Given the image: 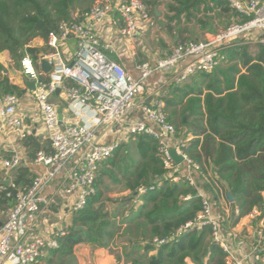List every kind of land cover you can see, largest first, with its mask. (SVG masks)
I'll use <instances>...</instances> for the list:
<instances>
[{"label":"trees","instance_id":"obj_1","mask_svg":"<svg viewBox=\"0 0 264 264\" xmlns=\"http://www.w3.org/2000/svg\"><path fill=\"white\" fill-rule=\"evenodd\" d=\"M95 1L0 0V52L9 51L17 66L26 53L37 57L48 47L26 48L27 44L45 41L59 23L71 21L74 13H83ZM145 2L154 16L162 1ZM165 8L170 32L182 23L194 22L202 32L215 34L238 19L228 0H169ZM187 30L179 28V34ZM221 54L212 71L198 72L184 83L171 82L159 99L176 127V138L184 142V153L199 165L194 174L197 185L214 204L226 199L231 206L230 223H225L223 212L218 215L224 226H234L264 200V44L258 43L252 50L250 43L237 39L224 46ZM3 70L0 62V94L21 96L22 87L10 82ZM23 145L31 161L44 148L35 134L25 138ZM180 168L185 165L165 167L154 136L129 135L102 163L95 193L74 213L73 224L66 235L58 237L59 247L43 257L44 264H79L75 246L81 243L116 247L120 250L115 254L116 264H224L226 253L214 241L210 225L184 228L196 220L203 204L198 188ZM15 173L19 185L32 182L28 167L21 166ZM174 175L181 178L175 181ZM107 179L128 194L111 198ZM107 199L118 202L119 207L129 201L138 205L117 221L116 211L106 208ZM155 239L166 241L157 243Z\"/></svg>","mask_w":264,"mask_h":264},{"label":"built area","instance_id":"obj_2","mask_svg":"<svg viewBox=\"0 0 264 264\" xmlns=\"http://www.w3.org/2000/svg\"><path fill=\"white\" fill-rule=\"evenodd\" d=\"M228 3L238 13L237 21L210 38L185 40L154 61L138 63V77L106 53L113 46L100 28L107 21L115 24L119 20L120 39L131 44L142 24L152 18L145 0H96L91 8L81 14L74 13L71 21L59 23L49 33L41 44L48 47L46 52L37 57L26 53L19 71L14 70L12 76L6 74L9 81L19 73L28 84L33 83L32 99L51 152L46 148L37 152L32 162L42 166V170L30 184L23 186L15 181L10 173L26 161L13 145L35 134V126L25 122L20 95L0 94V163L6 175L0 180V201L10 203L0 210V217L4 218L0 219V264L7 260H12L13 264H43L45 253L58 248V237L67 233L66 229H61L50 236L32 235V227L44 206L52 203V197L45 196L47 188L59 181L57 192L70 203L73 214L78 212L96 191L97 173L102 163L129 135L137 133L159 140L166 168L176 164L170 155L171 149L185 158L184 173L198 188L203 207L196 220L188 222L184 228L210 225L214 241L226 253L224 264H246L247 257L251 256L259 260L254 264H264V200L248 214L252 220H259V225L252 232L251 249L242 256L237 253L234 242L225 239L228 231L220 221L213 199L197 185L194 174L199 165L184 153V142L176 138V127L169 121L159 94L154 93L147 102L138 100L144 94L145 81L157 71L167 74L170 82L184 83L198 72L212 71L222 59L223 47L237 39L264 44V0H228ZM35 42L31 41L26 48L39 46ZM68 44H73L74 52L67 59ZM44 64L49 70L43 69ZM67 81L72 84L68 85ZM21 87L23 91L26 89ZM55 98L65 103L63 110L57 108ZM112 130L113 137L100 140ZM180 178L179 175L172 177L175 181ZM165 241L155 239L157 243Z\"/></svg>","mask_w":264,"mask_h":264},{"label":"crops","instance_id":"obj_3","mask_svg":"<svg viewBox=\"0 0 264 264\" xmlns=\"http://www.w3.org/2000/svg\"><path fill=\"white\" fill-rule=\"evenodd\" d=\"M162 1V0H160ZM163 1L159 4L158 8L155 9V15H152V18L150 21L142 24L138 31L137 37L132 40L131 44H126L123 42L122 39H120V27L121 22L118 20L117 23H112L110 21L105 22V24L100 28L102 32L105 35L106 41H109V43L112 44L113 49L106 50V53L116 60L117 62L121 63L125 69L130 72L133 76L138 77V72L136 70V66L138 63L143 61H154L156 58H158L162 53H164L167 50H161L158 49L157 52H154L149 45L148 37H151L152 30L154 27H151L154 24V20L156 18H161L163 16V10L161 8V5H163ZM165 7V4H164ZM166 9V8H165ZM156 11H158V15L156 14ZM77 13V12H76ZM117 19H119L118 16H116ZM204 33V32H203ZM205 36H203L204 39L210 38L212 36V33H204ZM165 39L167 42H169V46L173 45L171 44V38L165 36ZM175 44V43H174ZM176 45V44H175ZM174 45V46H175ZM67 52L65 53V57L68 59V55H70L72 52H74V46L73 44H68ZM172 47H169L168 50H170ZM30 83V82H29ZM68 85L72 84V81L66 82ZM169 76L161 71H157L153 73L144 83L145 85V91L142 96H139L138 100H143L145 102L150 101L151 98L154 96L153 94L158 93L159 95L161 92H163L168 85L170 84ZM31 86V90L33 87V83L29 84ZM25 87V86H24ZM30 90V94L25 89L23 91V94L21 95L22 101H23V107L22 112L25 114L26 119L25 122L28 125L35 126V135L39 138V141L43 144L44 148L51 149L50 142L46 139V132L44 127L42 126V122L40 118L37 115L36 108L34 106V101L32 99V92ZM26 92H28L26 94ZM55 104L59 110L64 109L65 103L55 98ZM116 129V128H115ZM114 136V130L112 132H106L102 137L101 141L108 140L111 137ZM6 143V138H4ZM126 142V141H125ZM19 152L23 155L25 158L26 164L23 165V167H28L30 171L33 174V177L42 170V166L35 164L32 162L27 155L26 148L23 145V141H17L13 145ZM1 167V163H0ZM2 169V167H1ZM181 172H185L184 168H180ZM16 171L10 173L11 176H15ZM6 177L5 171H3L0 180L2 178ZM59 181H57L54 185L47 188L45 192V196L52 197V203L49 206H44L43 211L41 212L36 224L32 227V235H35L37 233L45 234L46 236L53 235L56 231H59L61 229H68L73 224V213L71 212L69 208V202L61 193L57 192V184ZM204 183V179H200V184ZM264 195V193H263ZM73 199V197H72ZM231 201V200H230ZM10 205L8 202L7 204H0V210L7 208ZM230 215V214H229ZM228 215V217H229ZM1 220H3V215L0 217ZM259 225V220H252L248 214L241 217L238 223L234 226H225L228 235H225V239H229L232 243L234 242L235 248L237 249V253L244 256L245 253L248 254L249 250L252 246V232L253 230ZM84 243L78 244L75 246V254L77 255V248L78 246H81ZM99 251L97 252L96 256H93V258H96L95 263L98 264H111L114 261V264H116V260H113V255L110 253H105V248H99ZM48 252L45 253L44 256H46ZM43 256V257H44ZM78 259V257H77ZM79 259L81 261V257L79 256ZM257 260V259H256ZM255 258L253 256L247 257L246 264H254L256 262ZM43 264L45 263V260L43 259ZM259 262V260H257ZM123 264H126L122 262ZM1 264H13L12 260H7ZM79 264H83L80 263ZM194 264V263H191Z\"/></svg>","mask_w":264,"mask_h":264},{"label":"rangeland","instance_id":"obj_4","mask_svg":"<svg viewBox=\"0 0 264 264\" xmlns=\"http://www.w3.org/2000/svg\"><path fill=\"white\" fill-rule=\"evenodd\" d=\"M162 1L164 4L169 2V0H162ZM164 4L161 5L164 15L161 16V18H156L154 20L155 22L151 26V27H154L151 33V37L149 38V36H147L148 37L147 44L154 52H157L158 49H161L163 51L168 50L169 47H173L175 44H177L178 40L180 41L183 39L185 40H192V39L193 40H198V39L203 40L204 39L203 36H205V34L199 29L198 25L194 24V22L187 23V24L182 23L179 27L173 25L175 26L174 28L175 30H173V32H170L168 28L166 27L167 21L165 19V16L168 13L164 7ZM179 28H184V30L185 29H188V30L183 33L184 35H180ZM165 36L171 38V44L173 45L169 46V42L166 41ZM42 41L43 40L41 39H36L35 44L39 43L38 45L41 46ZM250 44H251V49L254 50L256 48V44L254 43H250ZM0 62L4 65L3 73L7 74L8 76H12L14 70L19 71L20 66L16 65V61L13 59L11 53L7 50L0 52ZM10 82L20 84V86H25L27 91L29 92L31 90V86L28 84L27 79L23 76H20L19 73L16 76V78L11 80ZM3 171L4 170L1 169L0 167V177ZM209 176H213V173L211 171H210ZM106 184L110 188L108 190V193L111 198H122L128 194V192L123 191L120 186H114L108 179L106 181ZM105 205L109 211L111 212L116 211L117 213L116 220L120 221L124 218V216L128 214L131 207L133 206L135 207L138 205V202L129 201L119 207L118 202L107 199L105 200ZM215 210L217 211V214L223 215L224 213L225 223L226 224L230 223L228 215L231 213V206L226 201V199L222 197L219 202L215 203ZM98 249L99 248L93 247L87 243H84L81 246H78L76 250L77 255H78L77 256L78 263L80 262L83 264H98V261L97 263H95L96 258H93V256H96L97 252L99 251ZM118 251L120 252V250H118L116 247L105 248L104 250L105 253H110L111 255H113V260L114 259L116 260L115 254ZM79 256L81 257V261L79 259ZM260 262L263 263V260L261 259ZM111 264H114V261ZM120 264H123V263H120Z\"/></svg>","mask_w":264,"mask_h":264},{"label":"water","instance_id":"obj_5","mask_svg":"<svg viewBox=\"0 0 264 264\" xmlns=\"http://www.w3.org/2000/svg\"><path fill=\"white\" fill-rule=\"evenodd\" d=\"M156 14L157 15L159 14L158 11H156ZM43 69L47 71V70H49V66H47L46 64H44ZM60 118H62V115L61 114H60ZM170 155H171L172 159L175 161L176 164H181L185 160L184 156L182 154H178L175 149H171L170 150ZM228 198L230 200H232L231 194H228ZM0 225H1V221H0ZM79 228H81V227H77L76 229H79Z\"/></svg>","mask_w":264,"mask_h":264}]
</instances>
